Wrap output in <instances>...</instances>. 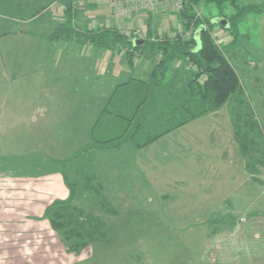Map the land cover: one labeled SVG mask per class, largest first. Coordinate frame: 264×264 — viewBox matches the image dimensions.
I'll use <instances>...</instances> for the list:
<instances>
[{"label": "rangeland", "instance_id": "obj_1", "mask_svg": "<svg viewBox=\"0 0 264 264\" xmlns=\"http://www.w3.org/2000/svg\"><path fill=\"white\" fill-rule=\"evenodd\" d=\"M45 1L0 0V53H8L4 68L9 70L15 61L24 67L36 63L12 72L11 85L3 81L0 94V151L13 155L12 161L2 157L0 168L12 162L8 169L15 177L0 173V214L8 223L13 218L18 223L0 230V264H264V14L241 18L230 32L212 27L219 32L211 31V37L218 48L226 47L240 80L238 106L229 103L142 150H134L130 142L90 149L91 124L102 106L94 100L98 94H85L84 73L73 72L74 65L61 64L58 57L46 80L39 58L12 56L11 51L48 56L63 51L61 43H45L53 42L51 27L41 29L47 18L29 22L34 13L42 18ZM71 1L74 8L78 1L92 2ZM234 1L237 8L264 3ZM237 8L230 2L220 7L201 3L194 13L210 23L222 15L230 18ZM59 12L54 22L62 26L65 17ZM192 28H182L178 36ZM24 32L35 38H20ZM185 65L188 76L194 74L196 67ZM176 74L168 77L183 82L184 74ZM43 107L47 113L41 117ZM239 113L253 122L249 153L233 138L232 120ZM236 123L242 129L241 120ZM14 182L34 186L37 195L16 190ZM70 195L77 213L97 220L107 236L79 255L66 252L44 214L53 202ZM34 199L36 211L50 200L43 215L21 217L28 212L23 203Z\"/></svg>", "mask_w": 264, "mask_h": 264}, {"label": "trees", "instance_id": "obj_2", "mask_svg": "<svg viewBox=\"0 0 264 264\" xmlns=\"http://www.w3.org/2000/svg\"><path fill=\"white\" fill-rule=\"evenodd\" d=\"M49 2V5L60 3L65 17V23L55 29L49 37L50 41L75 42L106 50L119 47L143 55V40L128 39L113 29L80 30L74 25L76 7L74 8L71 0ZM200 2L216 4L218 7L230 2L237 8L234 0L185 2L178 16L183 29L188 30L193 24L190 38L185 40L177 35L172 40L161 39L149 44L161 54L158 61L156 54L154 55L155 65L149 80H130L114 89L91 128V143L88 148H118L130 142L140 150L199 118L216 113L229 103L237 106L241 103L243 90L231 60L223 50L226 47L218 48L211 37L214 26L212 22L209 23L194 13L196 4ZM250 14H264V3L238 7L230 18L223 15L220 17L227 21L226 31L230 32L237 29L236 24L241 18ZM198 29L200 31L196 33ZM230 34L233 35L232 32ZM177 61L191 64L196 70L192 75L184 74L183 82L180 80L176 84L178 72L172 74H176L175 78H169L168 75ZM235 120H241L242 129ZM232 125L235 142L244 153H249L247 138L254 130L253 122L248 118H241L239 113L232 120ZM72 198L70 195L66 200L53 202L44 214L49 215L52 230L65 242L66 252L69 255H79L93 242L107 241V236L101 233V224L97 220L77 213L71 205Z\"/></svg>", "mask_w": 264, "mask_h": 264}, {"label": "crops", "instance_id": "obj_3", "mask_svg": "<svg viewBox=\"0 0 264 264\" xmlns=\"http://www.w3.org/2000/svg\"><path fill=\"white\" fill-rule=\"evenodd\" d=\"M92 2L86 3L85 1H78L77 6H76V17L74 20V25L76 28L80 30H86V31H91L89 28V25H92V31L95 30H116L120 33L121 30L126 29L127 31H130L134 33L135 31H139L140 34L143 36L141 38L137 37L139 40H143V45L145 44V47L143 49V55H140L141 58L140 60L135 63L132 60V55L130 54H124L123 51L119 47L113 49V50H106V49H98L94 48L91 45H81L77 44L75 42H65V41H58V42H48L47 40L45 43L47 45H56V44H63L60 46V50L63 51H58L55 52L53 55H47L44 52L43 53H24V52H18V51H11L12 56L14 57H19L20 59H31L33 58H39L40 62L39 66L41 68L42 74H45L42 76V78L50 79V74H46V72L49 70V72H52L50 69V66L53 65V62L55 61L54 59H58L60 57L61 64L62 61L67 62V64H72L76 68L73 72H82L86 76L84 81V92L87 95L93 94L95 96L94 100H98L99 106H102V109L106 105L107 100L110 98L111 94L113 93L114 89L124 83L129 82L130 80L137 79V80H142L146 81L149 80V77L151 75L152 69L155 65L154 61V55L158 54L156 50H153L149 46L150 43H156L161 41V39H169L172 40L175 36L178 35L180 30L182 29L181 22L178 16V13L173 10V8L168 9L167 11H162L161 9H158L156 12H149L147 10H140L139 14L133 15L130 20H127L125 22H118L115 20L113 17L112 13L114 12V9L112 7V0H91ZM49 0L45 1L43 9V16L41 19H36L35 18V13L31 15V20L29 21L30 23H35V22H44V19L46 22H44L43 27L41 28L43 31L44 29H50L48 34H52L55 29L57 28L58 25H56L54 22V18L57 14H59V10H62V7L60 3H52L49 5ZM170 5L173 7V2H169ZM202 2L196 4V7L198 8L199 5ZM207 4V3H206ZM49 5V6H48ZM47 14V16H45ZM263 15V14H262ZM248 16V15H247ZM260 16V15H259ZM65 19V18H63ZM90 19V20H89ZM217 19H223L221 17H217ZM212 19L211 21H213ZM65 22V21H64ZM220 29L221 31H224V29ZM217 29H213L212 32L213 34H217L219 31ZM226 31V30H225ZM29 36L32 38V36L35 38V35L30 34L29 32H24L19 35L20 38H24ZM22 35V36H21ZM70 43V44H69ZM70 45V46H69ZM150 49V50H149ZM152 49V51H151ZM10 54V52H9ZM30 57H28V56ZM8 56V53H0V94L3 92V81L6 82V86L11 85L10 76L11 73L14 71H17L19 68H25L26 66L30 65H35L36 63L34 62H27L26 66L24 67L21 65L20 61H15L11 63V68H8L9 70H6L4 68V58ZM56 62V61H55ZM54 62V63H55ZM187 66L182 63V62H177L172 65L171 68V74L178 72L183 73L185 75H188L187 71ZM55 71V70H53ZM139 75L140 78L137 77ZM73 83L71 87H74V84L76 82V77H73ZM12 81L15 79H11ZM59 80V79H58ZM49 84V80L47 81ZM76 87V86H75ZM80 89L79 92H81ZM46 100V99H45ZM51 102V100H50ZM49 102V103H50ZM53 103V102H52ZM51 103V104H52ZM98 110V109H97ZM102 111V110H101ZM101 111H96V114L101 113ZM100 112V113H99ZM44 113H47V110L43 107V109L38 110V115L43 116ZM20 114V112H19ZM99 115L94 116L95 119L93 120L96 121ZM35 120V118H34ZM95 123V122H94ZM93 126V123L91 124ZM92 128V127H91ZM183 128V127H182ZM180 129V128H179ZM179 129L171 132V133H176ZM91 132V129H90ZM166 135L168 138L172 134ZM165 137V136H164ZM162 137V138H164ZM161 139V138H160ZM126 144V143H124ZM134 147V146H133ZM175 147L178 148V146L175 144ZM174 147V148H175ZM134 150H137L134 147ZM142 150V149H140ZM2 152L0 151V159L2 157L8 158L9 161H12L13 155L11 154H6L5 156H2ZM17 156V155H16ZM7 162L5 166V169L0 168V173L6 175L10 180L12 178L15 179L14 173L11 168L13 166L12 162ZM15 189H21L24 188L26 190L24 194H28L29 197H35L37 195L35 192V187L32 186L30 187L29 185H20L17 184V182H14ZM28 189V190H27ZM22 190V189H21ZM12 192H16L12 190ZM65 198H59L58 200H64ZM50 201V200H49ZM41 202L43 206L41 205L42 208L37 212L35 209V199L32 200H27V202H24V206H26L28 212L27 215L23 214L18 215L15 217L17 220L18 218L21 217H26V219L30 218H35L43 215L44 208L47 203L50 202ZM45 203V205H44ZM30 214V216L28 215ZM12 214H8L9 217H11ZM25 215V216H24ZM21 216V217H20ZM28 217V218H27ZM5 218L4 214H0V230H5V229H13L16 227L18 223L14 222V218L11 220V224L8 223V220H3ZM7 218V216H6Z\"/></svg>", "mask_w": 264, "mask_h": 264}, {"label": "built area", "instance_id": "obj_4", "mask_svg": "<svg viewBox=\"0 0 264 264\" xmlns=\"http://www.w3.org/2000/svg\"><path fill=\"white\" fill-rule=\"evenodd\" d=\"M170 1L173 2V7L170 5ZM197 0H112V7L114 12L112 13L113 17L118 22H125L130 20L133 15L139 14L140 10H147L149 12H156L158 9L162 11H167L168 9L173 8L174 11L177 13L182 9L185 2H194ZM197 17L199 15L197 14ZM192 30L185 33L183 35V39L188 40L192 34ZM121 35L131 39V38H141L143 35L140 34L139 31H135L134 33L123 29L120 31ZM217 38V37H216ZM219 42V41H218ZM217 44V43H215ZM127 52L132 55L133 62H138L141 58L140 54L137 52H131L129 50H124V54H128ZM161 58V54L157 55L156 60Z\"/></svg>", "mask_w": 264, "mask_h": 264}, {"label": "water", "instance_id": "obj_5", "mask_svg": "<svg viewBox=\"0 0 264 264\" xmlns=\"http://www.w3.org/2000/svg\"><path fill=\"white\" fill-rule=\"evenodd\" d=\"M212 24H213V25H219L220 27L224 28L225 30H226L227 27H228V23H227V21L224 20V19H214V20L212 21ZM201 30H202V29H201ZM199 31H200V29H198V30L196 31V33H198Z\"/></svg>", "mask_w": 264, "mask_h": 264}]
</instances>
